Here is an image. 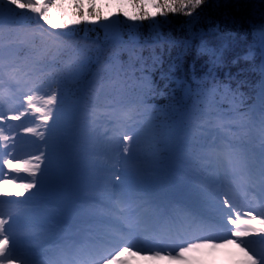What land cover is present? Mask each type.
Returning a JSON list of instances; mask_svg holds the SVG:
<instances>
[{
	"label": "trees",
	"instance_id": "trees-1",
	"mask_svg": "<svg viewBox=\"0 0 264 264\" xmlns=\"http://www.w3.org/2000/svg\"><path fill=\"white\" fill-rule=\"evenodd\" d=\"M40 14L46 26L35 25L33 0H0V24L8 23L0 27L1 93L7 97L14 88L18 98L30 95L27 118L37 126L28 145L43 141L57 154L44 160L55 163L70 149L67 128L76 121L83 129L80 153L92 149L94 119L107 114L103 93L139 126L132 144L142 149L138 160L149 173L166 169L180 131L187 140L177 156L179 178L203 181L214 150L199 135L216 113L235 133L230 156L255 167L264 138V38L257 35L264 31V0H43ZM82 49L90 57L79 65ZM83 189L109 198L107 205L82 206L95 219L88 248L123 219L172 242L213 236L217 228L181 207L165 213L149 203L146 189L113 193L94 172ZM188 192L204 202L196 186ZM14 205L25 221L18 228L42 233L29 221L33 210ZM254 246L264 259V241Z\"/></svg>",
	"mask_w": 264,
	"mask_h": 264
},
{
	"label": "rangeland",
	"instance_id": "rangeland-1",
	"mask_svg": "<svg viewBox=\"0 0 264 264\" xmlns=\"http://www.w3.org/2000/svg\"><path fill=\"white\" fill-rule=\"evenodd\" d=\"M257 35L264 38V31ZM89 57L90 52L82 49L75 60L82 65ZM3 88L0 83V264H264L263 255L254 246V243L264 241V138L255 150L257 165L254 169L248 164L237 166L236 159L230 156L235 133L223 122L221 113H216L213 123L199 135L200 141L214 148L205 179L178 180L185 189L193 184L203 192L204 202L199 201L201 207L220 223L213 230L218 233L217 243L197 235L174 247L168 244L162 247L159 239L152 242L140 239L137 243L123 228L119 234L112 233L114 242L92 244L90 252L80 254L84 260L75 263L63 259V252L60 253L64 248H75L71 238L63 236L60 244L54 241L57 233L42 241V238L34 240L26 232L15 230L25 221L11 207L3 205L20 199L36 201L48 197L61 199L66 205L68 196H59L63 187L58 179L73 170L71 165L66 169L70 149L60 153L58 160L51 163L44 159L57 154L47 149L45 142L35 140L33 143L37 147L28 145L26 137L37 126L27 118L30 95L18 98L14 91L7 98L1 93ZM147 97L143 93L141 99ZM101 98L105 101L107 114L104 118L94 119L93 139H90L93 147L89 151L83 148L75 162L84 164L86 176L94 172L104 179L113 193L124 194L131 189H148L156 185L160 182V173L147 172V163L138 160L142 149L138 144H132L139 126L125 118L121 102L116 106L112 97H105L103 93ZM28 190L33 191V195H28ZM55 205L53 203L52 208L47 205L48 210H41L39 214L33 211L29 221L61 215L53 211ZM124 221L125 227H135V220ZM46 258L51 261H45Z\"/></svg>",
	"mask_w": 264,
	"mask_h": 264
}]
</instances>
